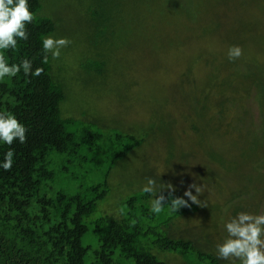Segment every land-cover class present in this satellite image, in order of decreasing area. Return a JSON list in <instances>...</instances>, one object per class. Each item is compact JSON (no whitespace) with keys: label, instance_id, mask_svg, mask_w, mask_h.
I'll return each instance as SVG.
<instances>
[{"label":"trees","instance_id":"trees-1","mask_svg":"<svg viewBox=\"0 0 264 264\" xmlns=\"http://www.w3.org/2000/svg\"><path fill=\"white\" fill-rule=\"evenodd\" d=\"M76 1L88 16L89 34L86 45L80 50L85 61L80 69L89 76L97 79L109 76L110 60L104 53V46L109 49L114 44L113 38H116L119 27L139 25V17L145 11L157 15L160 19L158 24H163V32L155 26L147 40L155 49L149 52L154 56V62H162L164 53L181 47L176 44V39L168 29L170 25L179 27L175 17L181 13L186 0ZM130 2L131 6L128 5ZM233 2L237 3L235 0L219 2L222 17H226ZM28 3L34 14L33 22L26 25L29 39L20 40L16 50H0V54L5 55L9 65L20 64L28 59L32 62L33 72L36 68H43L44 72L39 77H26L21 71L16 77L0 80V113L13 114L28 129L26 143L21 144L16 140L9 146L0 141V164L4 162L10 147L15 150L12 169L5 171L0 167V264H173L164 259L166 255L182 258L185 264H221L223 261L217 258L211 246L220 235L219 221L226 206L236 198L249 197L250 202L257 205V214L260 205L264 204V187H242L223 203L210 202L199 195L200 201L206 204V207H201L184 195L194 182L186 187L172 185L176 189L172 196L187 200L189 206L175 211L169 207L171 200L168 199L163 211L157 215L150 209L152 200L158 196L144 193L142 188H133L134 181H130V192L121 190L118 201H115L116 206L108 210L105 203L112 198L114 192L109 184L113 171L124 168L134 153L149 144L156 127L160 133L169 134L166 143L169 145L168 152L175 142L172 134L181 129L180 133L183 135L187 132L186 128L176 130L177 119L170 114L172 118L165 127L141 126L140 134L116 132L109 140L103 133L91 129V122L81 127L83 120L77 123L75 118H65L62 104L67 100L69 89L60 79L62 68H56L55 59L50 54L49 62H42V38L54 37L59 32V20L46 13L44 0H28ZM244 5L242 3L240 8H244ZM151 8L153 9L150 10ZM217 24L218 27L212 29V32L225 47L235 45L244 51L249 49L248 39L241 40L237 28L234 33H229L220 23ZM196 40L197 37L190 34L180 44ZM116 49L119 50L118 47ZM156 63L151 68L152 74L158 76L160 73L163 77L166 65ZM260 75L264 73L261 71ZM183 84L191 87L190 78ZM217 86L222 88V83L216 81L209 91ZM258 90L264 93V82L258 85ZM178 91L181 89L178 88ZM244 93L245 91H241L237 94L243 96ZM230 98L235 99L234 96H229L222 104ZM186 105L192 108L195 115L193 120L185 119L183 122L188 124L193 133L188 136V140H198L200 136L201 143H208L202 132L208 133L209 127H212L211 133L215 136L211 141L216 145L215 158L222 155L220 147L228 146V151L234 152L230 142L226 141L229 133L226 134L225 127L237 123V131L240 133L247 129L251 131L256 126L249 127L252 120L260 121L253 107L238 109V118L235 120L232 117V123L228 121L229 112L217 109V125L199 127L196 123L198 117L195 99L194 109L191 105ZM246 119H249L248 124L244 122ZM261 134L262 141L257 142L261 147L258 152L261 155L254 154L257 152L255 151L250 159L246 158L248 164L245 163V167L243 163L240 165V175L248 172L253 179L264 182V128ZM171 153L174 158L175 149ZM181 155L186 160L191 159L187 169L193 171L189 172L195 173L197 165L201 167L202 162H198L191 152L184 150ZM223 161L221 159L219 162L225 163ZM104 163H108L105 177L98 182H91L89 174H94L95 167ZM177 165L174 170H170V178L182 174V163ZM168 166L171 167L170 162ZM221 174L226 176L225 172L214 173L212 182L222 183ZM79 177L83 181L78 182L76 189L72 191L68 185ZM144 177L158 180L156 192L162 191L158 195L169 197L166 176L157 179L154 172L145 169ZM239 212L240 210H234L233 216ZM194 216L197 218L194 219ZM212 216L216 217L215 227H207ZM191 222L196 225H190ZM91 235L97 238V247L82 243L84 236Z\"/></svg>","mask_w":264,"mask_h":264},{"label":"rangeland","instance_id":"rangeland-1","mask_svg":"<svg viewBox=\"0 0 264 264\" xmlns=\"http://www.w3.org/2000/svg\"><path fill=\"white\" fill-rule=\"evenodd\" d=\"M187 1L181 13L175 17L179 27L170 25L168 29L176 39V44L181 47L173 52L164 53L162 62L161 60L154 62V56L149 53L154 48L147 40L155 26L163 32V24L162 22L158 24L160 19L157 15L145 11L139 17L141 22L139 25L119 27L116 38H113L114 44H111L109 49L104 46V53L110 60V73L108 77L102 76L101 79H97L80 69L85 61V56L81 55L80 50L86 45L89 34L88 16L83 11L84 8L76 0H44L46 13L59 20L60 30L53 38H67L71 41L68 47L61 49L60 58L55 59L56 68L58 70L62 68L60 79L69 89L67 100L62 104L65 118H75L77 123L83 120L81 127L91 122V129L103 133L109 140L116 132L140 134L141 126L165 127L172 118L170 114L177 119L176 130L184 127L187 131L182 135L180 129L172 134L175 142L168 152L169 145L166 143L169 134L160 133L156 127L149 144L134 153L124 168L113 171L109 184L114 192L112 198L105 203L108 210L116 206L115 201H118V193L121 190L130 192V181H134L133 188L143 189L148 179L144 177L145 169L154 172L157 179L166 176L167 182L171 185L186 187L194 182L202 188L200 196L210 202L223 203L227 197L234 192L237 193L242 187L251 189L256 188L255 186L258 189L264 187V182L253 179L252 174L246 172L240 175L242 163L243 167L247 166L245 163L248 164V157L250 159L255 151L257 152L254 154L261 155L258 153L261 147L257 142L262 141L261 132L264 128V93L258 90V85L264 82V75H260L261 71L264 73V0H235L237 3L231 4L226 17H222L221 14L219 4L221 0ZM239 1L245 4L244 8H240L242 3ZM128 5L131 6V2ZM130 6L128 7L131 8ZM217 23L229 30V33H234L237 28L241 40L248 39L249 49L243 50V55L234 62L228 59L229 48L216 39L212 32V29L218 27ZM190 34L195 35L197 40L193 43L180 44ZM155 63L160 66L166 65L163 77L160 73L158 76L152 74L151 68ZM190 70H194V73ZM188 78L191 80V87L183 84ZM216 81L222 83V88L217 86L212 89L213 91H209ZM178 88L181 91H178ZM241 91H245L243 96L237 94ZM207 94L209 95L206 97ZM229 96H234L235 99L230 98L228 102L222 104ZM194 99L198 117L196 123L199 127L217 125V109L229 112L228 121L232 123V117L235 120L238 118V109L253 107L260 121L252 120L249 127L256 126H253L251 131L247 129L240 133L237 131V123L225 127L224 131L226 134L229 133L226 141L230 142L231 150L234 149V152L228 151V146L220 147L222 155L215 158L216 145L211 141L215 136L211 133L212 127H209L208 133L202 132L208 143H201L200 136L198 140H188V136H192L193 133L188 124L183 122L185 119L189 121L194 119L192 108L186 105L189 104L194 109ZM244 122L248 124L249 119ZM231 142L235 144L232 145ZM172 149H175L174 158L171 157ZM184 150L191 152L198 162H202L201 167L197 165L195 173L187 169L191 159L186 160L181 155ZM221 159L225 163H220ZM169 162L171 167L168 166ZM179 163H182V174L170 178V170H174L175 165ZM107 166L108 163L96 166L95 173L89 174L88 179L93 183L102 180ZM82 172L81 169L80 173ZM216 172H225L226 176L221 174L222 183L212 182L213 174ZM150 178L156 181L157 188L158 180ZM80 181H83L81 177L73 180L68 185L69 188L74 191ZM192 193L198 195L195 189ZM234 210H240L239 213L262 215L264 204L260 205L257 214V205L251 203L249 197L236 198L226 206L219 221L220 235L211 246L214 253L215 246L227 238L225 225L237 216H233ZM195 218L197 216H194ZM215 220L216 217L212 216L206 224L207 227H215ZM190 225L196 224L191 222ZM82 243L94 247L98 245L94 235L84 236ZM164 259L173 264H185V261L177 256L166 255ZM221 261H223L221 264H230L227 260Z\"/></svg>","mask_w":264,"mask_h":264},{"label":"clouds","instance_id":"clouds-1","mask_svg":"<svg viewBox=\"0 0 264 264\" xmlns=\"http://www.w3.org/2000/svg\"><path fill=\"white\" fill-rule=\"evenodd\" d=\"M34 20V14L30 11L28 0H0V50H16L20 40L27 41L29 33L26 25L31 24ZM71 43L67 38L56 39L52 36L42 38V50L44 53L43 63L49 62V54L53 59H59L61 49L66 48ZM228 59L234 62L243 55V50L239 46H230L228 49ZM21 71L24 75L39 77L43 74V68H36L32 71V62L24 59L20 64L9 65L6 57L0 54V80L5 77H16ZM28 129L25 125L11 113H0V141L11 146L14 141L18 140L21 144L26 143ZM15 150L7 151L4 162L0 164L5 171H10L14 163ZM156 181L152 178L147 179V184L142 191L151 194L154 198L151 202L150 211L154 214H160L166 200L170 199V206L173 210L178 211L181 207H188V201L173 197L172 194L176 189L167 185L169 197L156 192ZM195 189L198 195H193L191 189ZM202 193V188L193 184L189 187L184 195L192 203L201 207L206 204L198 198ZM227 238L223 243L216 245V256L218 259L227 260L230 264H264V214L253 215L245 212L239 213L225 225Z\"/></svg>","mask_w":264,"mask_h":264}]
</instances>
